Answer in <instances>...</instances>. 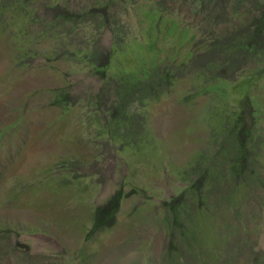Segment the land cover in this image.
Here are the masks:
<instances>
[{"label": "rangeland", "instance_id": "rangeland-1", "mask_svg": "<svg viewBox=\"0 0 264 264\" xmlns=\"http://www.w3.org/2000/svg\"><path fill=\"white\" fill-rule=\"evenodd\" d=\"M52 1L78 11L103 0H30L25 7L47 18L41 4ZM160 1L168 12L155 22L153 0H110L109 20L121 24L127 43L144 48L147 36L154 40L145 63L171 66L186 50L198 51L205 31L188 0ZM19 20L27 17L0 30V264H264V75L246 88L255 111L244 116L251 128L240 130V147L231 112L240 102L229 98L228 82L214 80L213 90L191 76L212 49L177 64L181 74L157 99L124 112L125 142L108 138L117 123L104 125L111 94L105 89L96 102L97 74L72 55L50 54L91 35L89 26L36 37L43 23L26 22L23 42L12 36ZM187 29L193 38L185 42ZM111 36L104 28L103 49ZM20 44L33 52L24 61ZM255 64L238 70L251 74ZM57 89L69 94L66 108L53 101ZM195 178L203 183L187 190ZM116 189L112 218L90 230L95 207Z\"/></svg>", "mask_w": 264, "mask_h": 264}, {"label": "trees", "instance_id": "trees-1", "mask_svg": "<svg viewBox=\"0 0 264 264\" xmlns=\"http://www.w3.org/2000/svg\"><path fill=\"white\" fill-rule=\"evenodd\" d=\"M28 1L30 0H0V30L7 24L12 25L15 23L13 19L25 16L27 20H19L18 24L12 27L14 30L12 36L26 42V22L40 20L43 23L42 28L38 27L36 37L44 33H49L54 37L55 35L68 33L70 29L75 27L89 26L91 35L83 36L80 34L78 41L73 43V47L59 49V52L53 50L50 54L54 59L60 55H72L80 59L86 67L97 74L98 78L101 79L99 93L95 99L98 104L102 99V92L105 89L110 91L111 100L104 109L107 112L104 125L107 128V120L114 118L117 125L115 134L107 128L108 138L117 136L122 141H128L129 136L125 135L120 127L124 112H132L129 110L132 104L143 106L146 101L157 99L160 93L164 91V87L173 82L177 75L181 74L178 73V65L186 64L187 60H190L203 49H212V55L200 61V65L193 66L191 76L196 86L203 85L202 87L205 86L206 88L207 85L213 90L217 88L214 80L228 82L227 90L233 93L229 98L237 104L240 102L236 107L238 109L231 111L234 115L232 127L239 129L237 135L239 147L243 143L240 130L246 127L251 128V124L246 123L247 119L245 120L244 116L253 114L255 111L246 88L252 79H259L261 75H264V63L263 65L260 63L262 62V56H264V0H188L193 6L191 7L192 12L201 13L203 22L201 27L205 31V37L198 41L201 45L197 52L192 54V52L186 50L181 61L173 63L171 66L166 62L152 61L153 59L146 61V63L143 61V52L151 54L154 40L146 35L144 48H141L142 44L137 41L127 43L128 39L124 38L125 32H123L124 29L121 24L115 20H109L111 19L108 11L110 0H103L97 4L93 2L92 7L88 4L78 11H69L53 1L44 2L41 7L44 12L50 13L47 18L38 13L37 7L32 6L31 11L27 10L25 4ZM150 10L155 14V20L153 19L155 22L162 17L159 12H168L167 6L160 0H153ZM242 16H248V19L241 22L239 17ZM232 17H237L239 23L235 25L231 21ZM64 23H69V25L63 29L59 28ZM225 23L227 26L222 27V29L218 28ZM104 28L109 29L112 33L113 44L108 50L100 46V36ZM192 36V33L187 29L185 42L190 40ZM123 45L126 50H122L124 49ZM132 45L141 50L142 54L139 58L133 55ZM30 47L22 44L18 45V49L22 51L19 54L21 61H24V57H27L29 53H33L30 52L32 51ZM235 55L241 58H233ZM184 59L187 60L184 61ZM251 59L256 62L253 71L251 74L242 75L238 69ZM111 66L116 70L112 75H108L107 70ZM68 96L66 90L57 89L54 92L53 101L64 105V108H66ZM109 115L110 117H108ZM196 175L199 174L196 173ZM198 178H200V175ZM198 178L191 181L187 190H196L203 183H199ZM120 197L121 191L116 189L101 205L95 207L90 230L112 218ZM174 203L177 202L171 201L170 205L172 213L176 215L178 210L175 208ZM182 234L185 233L182 231Z\"/></svg>", "mask_w": 264, "mask_h": 264}]
</instances>
